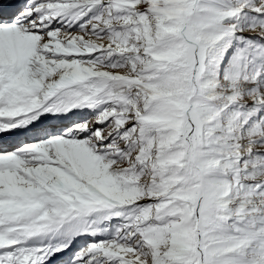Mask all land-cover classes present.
<instances>
[{"label":"snow or ice","instance_id":"obj_1","mask_svg":"<svg viewBox=\"0 0 264 264\" xmlns=\"http://www.w3.org/2000/svg\"><path fill=\"white\" fill-rule=\"evenodd\" d=\"M0 264H264V0H0Z\"/></svg>","mask_w":264,"mask_h":264}]
</instances>
